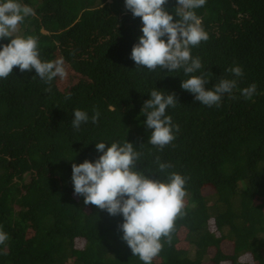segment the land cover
I'll return each instance as SVG.
<instances>
[{"label":"trees","instance_id":"obj_1","mask_svg":"<svg viewBox=\"0 0 264 264\" xmlns=\"http://www.w3.org/2000/svg\"><path fill=\"white\" fill-rule=\"evenodd\" d=\"M20 2L36 15L16 35L37 38L40 59L62 58L67 75L54 78L50 92L34 69L14 67L0 79V228L10 236L0 264H143L121 238L123 216L85 205L72 183L73 163L102 154L97 142L126 141L142 153L135 170L189 178L186 214L152 264H264V0H206L195 10L209 39L191 49L204 67L190 75L205 74L206 89L238 81L235 99L225 94L211 107L181 88L183 69L136 67L142 20L125 0ZM237 65L242 77L227 71ZM253 83L257 94L246 100L239 89ZM153 89L178 100L166 115L179 131L163 150L148 143L141 112ZM75 109L89 117L98 110V123L74 129ZM157 157L172 165L166 173Z\"/></svg>","mask_w":264,"mask_h":264},{"label":"clouds","instance_id":"obj_2","mask_svg":"<svg viewBox=\"0 0 264 264\" xmlns=\"http://www.w3.org/2000/svg\"><path fill=\"white\" fill-rule=\"evenodd\" d=\"M167 2L125 0V9L142 20V35L131 51L136 67L149 71L167 69L168 72L183 69L188 78L182 80L181 88L194 94V99L205 106H220L225 94L235 99L232 94L238 88L236 79H220L211 89H206L209 78L205 74L190 75L204 67L199 57L192 56L191 49L209 39L195 11L203 7L206 0H177L174 13L165 7ZM35 15V10L20 0H0V40L11 38L0 47V79H7L14 67L21 72L34 69L36 76L48 85L46 91L50 92L53 79L67 75L63 59L42 61L38 39L16 35L25 19ZM227 71L235 77L244 75L243 68L238 65ZM239 91L246 100H251L257 94V85L253 83ZM70 97L68 93L66 99ZM177 101L175 93L165 95L153 89L150 99L143 103L144 123L152 130L148 143L159 150L171 144L179 131V125L166 115V110L175 107ZM73 113L72 127L76 130L89 119L93 124L99 121L100 113L96 109L91 117L80 109ZM95 147L102 153L95 162L85 159L72 164L74 195L83 196L85 205L106 210L111 216L122 215L123 222L118 225L123 233L122 240L133 256H138L143 264H152L163 250L162 238L170 243L175 221L186 214L185 185L189 178L172 172L166 180H159L135 170L142 153L129 141L112 142L107 147L105 142H97ZM156 163L162 173L172 167L170 163L160 162L159 157ZM9 239V234L0 228V245H5Z\"/></svg>","mask_w":264,"mask_h":264}]
</instances>
